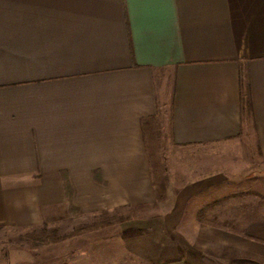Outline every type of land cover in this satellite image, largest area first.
<instances>
[{
    "label": "crops",
    "instance_id": "crops-1",
    "mask_svg": "<svg viewBox=\"0 0 264 264\" xmlns=\"http://www.w3.org/2000/svg\"><path fill=\"white\" fill-rule=\"evenodd\" d=\"M155 118L188 167L160 202ZM154 203L57 264H264V0H0V226Z\"/></svg>",
    "mask_w": 264,
    "mask_h": 264
},
{
    "label": "rangeland",
    "instance_id": "rangeland-1",
    "mask_svg": "<svg viewBox=\"0 0 264 264\" xmlns=\"http://www.w3.org/2000/svg\"><path fill=\"white\" fill-rule=\"evenodd\" d=\"M148 126L151 128L148 127L145 129L144 135L150 152L147 156L149 173L151 181H153L155 185L154 190L156 188V200L160 202L162 200L161 197H164L161 185L165 184L166 187L167 180L171 181L173 185H176L178 181L183 179L184 175L181 174L188 168L187 164H185L187 163L185 160L187 157L175 151L170 145H166V142H161V130L159 129L160 125L157 118L151 120ZM243 146L247 150L246 144H243ZM254 156L257 157L255 154ZM212 168L214 169L215 165ZM191 175H194V172H192ZM95 177H98V175L95 174ZM155 208L156 203L152 204V206H148V204H138V206L127 204L116 207L112 211L104 210L99 211V213L88 214L82 218L75 217L63 219L55 225L50 222H43L41 225L29 228L25 231H14L20 229L0 226V264H57L60 259H57L56 244L84 233L127 222L132 218H145L149 216ZM71 210L79 212V208L77 207H72ZM87 224L97 226L93 230H88L84 233H75L77 230H80L81 226ZM182 225H186L188 229L170 230L171 236L174 237L176 241L191 242L194 232L192 228L196 225L194 219L192 217L183 219ZM43 226L47 230H55L53 239L56 241L40 243L31 237ZM70 234L72 235L68 236ZM52 244L53 249H51ZM51 255H53V257H51ZM52 260L53 263H51Z\"/></svg>",
    "mask_w": 264,
    "mask_h": 264
},
{
    "label": "trees",
    "instance_id": "trees-1",
    "mask_svg": "<svg viewBox=\"0 0 264 264\" xmlns=\"http://www.w3.org/2000/svg\"><path fill=\"white\" fill-rule=\"evenodd\" d=\"M244 91H246V97L243 100L242 121H243V124L246 126V128L254 129L255 127H254V123H253L252 108H251V103H250V98H249V92L246 88V85H245ZM245 126L243 128H245ZM152 185L155 187L153 181H152ZM161 188H162V193H164V195H165V190H166L165 184H162ZM155 191H156V188H155ZM161 198H163V196ZM103 225H105V224H103ZM96 226L97 225H91V224L83 225L80 227V230H77L75 233L76 234L84 233V232H87L88 230H93L94 228H96ZM53 235H55L54 229L47 230L43 226L37 232H35L31 237L35 241H38L40 243H49L51 241H56L55 239H53ZM71 235L72 234H70L68 236H71Z\"/></svg>",
    "mask_w": 264,
    "mask_h": 264
}]
</instances>
